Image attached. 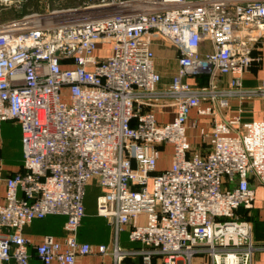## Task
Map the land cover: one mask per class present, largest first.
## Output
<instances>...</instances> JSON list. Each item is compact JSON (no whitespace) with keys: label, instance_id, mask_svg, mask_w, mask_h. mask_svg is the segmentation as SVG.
I'll use <instances>...</instances> for the list:
<instances>
[{"label":"built area","instance_id":"obj_1","mask_svg":"<svg viewBox=\"0 0 264 264\" xmlns=\"http://www.w3.org/2000/svg\"><path fill=\"white\" fill-rule=\"evenodd\" d=\"M153 42L176 50L169 82ZM262 43L264 0H85L0 21V120L18 123L22 154L4 179L0 264H29V245L42 264L88 254L109 264H254L264 250L249 219L264 185V117L242 112L245 100L264 99V78L245 87L243 75ZM231 99L236 112L219 118ZM192 110L212 117L210 131L190 122ZM93 183L108 244L78 238ZM57 214L60 239L32 244L23 234ZM122 231L139 246L123 247Z\"/></svg>","mask_w":264,"mask_h":264},{"label":"crops","instance_id":"obj_2","mask_svg":"<svg viewBox=\"0 0 264 264\" xmlns=\"http://www.w3.org/2000/svg\"><path fill=\"white\" fill-rule=\"evenodd\" d=\"M152 49L155 53V67L161 75L162 82H169L171 75L176 70V50L169 44H162L159 42L152 43ZM260 56L258 60H253L251 66L247 72L243 75V85L245 87H255L259 84L261 78H264V43L259 48ZM254 61H259V64L255 65ZM256 66V67H255ZM205 79L188 78V81L195 83L203 81ZM237 101L234 99L229 100V106L227 108L218 109L219 118H228L236 112ZM242 116L246 119H260L264 117V99L253 98L245 100L243 102ZM211 116H197L194 110L190 113V122L196 120L198 128H204L205 131L211 129ZM191 140L194 144L199 145L200 139L197 136V131L192 128L189 129ZM165 162L163 158L159 161L158 167L164 166ZM22 154L20 144V129L17 122L13 120H0V200L3 197L5 184V177L13 174L21 169ZM255 202V201H254ZM86 210H90L88 204H84ZM250 210L249 219L252 223V237L254 241L264 242V217H257L256 213ZM45 220V222L43 221ZM65 220V217H64ZM56 221V215H48L42 219L33 220L29 225L23 228V234L31 240V243H35L44 234H51L55 238L60 239L63 235V223ZM80 241H86L90 244L97 245L103 243L101 241H90L81 234H78ZM29 252V264H42L36 258L31 245L28 247ZM109 256H101L100 254H88L78 256L75 260V264H109ZM56 264V263H52ZM254 264H264V250H258L254 254Z\"/></svg>","mask_w":264,"mask_h":264},{"label":"rangeland","instance_id":"obj_3","mask_svg":"<svg viewBox=\"0 0 264 264\" xmlns=\"http://www.w3.org/2000/svg\"><path fill=\"white\" fill-rule=\"evenodd\" d=\"M83 0H20L10 5L5 6L0 0V21L18 16L19 14L29 13L31 11L44 12L50 8L59 6H69L81 4ZM246 119V118H244ZM166 162V157L163 158ZM99 192L95 183L88 185L86 188V194L84 197V204L90 206V210L85 209V216L81 222L79 233L81 237L90 241H101L108 244L111 239V231L109 225H107L105 218L95 213V196ZM253 213L264 217V185H257L256 196L254 202ZM64 220L63 215H56V221L62 222ZM45 222V220H43ZM35 222H40L36 221ZM120 244L123 247L135 248L139 246L137 242H131L128 240L127 231H122L119 234Z\"/></svg>","mask_w":264,"mask_h":264},{"label":"trees","instance_id":"obj_4","mask_svg":"<svg viewBox=\"0 0 264 264\" xmlns=\"http://www.w3.org/2000/svg\"><path fill=\"white\" fill-rule=\"evenodd\" d=\"M83 1H85V0H83ZM82 1V2H83ZM20 15V14H19ZM253 56H255V57H257V56H260V51L259 50H256V49H254L253 50ZM256 62V63H255ZM254 63H255V65H257V64H259V61H254ZM256 67V66H255ZM85 216V215H84ZM83 220V219H82ZM139 260V258H135V259H127L126 261H127V263H134V262H137Z\"/></svg>","mask_w":264,"mask_h":264},{"label":"water","instance_id":"obj_5","mask_svg":"<svg viewBox=\"0 0 264 264\" xmlns=\"http://www.w3.org/2000/svg\"><path fill=\"white\" fill-rule=\"evenodd\" d=\"M236 211L239 213V214H242L244 211H246V209L242 208L241 206L237 207L236 208Z\"/></svg>","mask_w":264,"mask_h":264}]
</instances>
